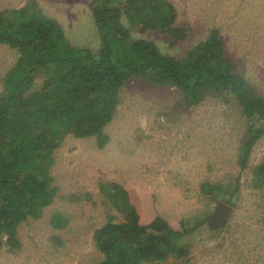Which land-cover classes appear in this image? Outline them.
I'll return each mask as SVG.
<instances>
[{"label":"rangeland","instance_id":"374dc122","mask_svg":"<svg viewBox=\"0 0 264 264\" xmlns=\"http://www.w3.org/2000/svg\"><path fill=\"white\" fill-rule=\"evenodd\" d=\"M91 1L38 0L73 44L96 50L99 38ZM170 1L178 10L177 23L188 29L184 40L172 45V38L159 30L134 31V36L150 38L163 52L181 56L218 29L227 56L264 94V0ZM26 2L0 0V9ZM18 55L16 49L0 45V90ZM120 98L105 128L110 140L103 149L95 137L69 135L56 151L52 174L58 194L41 218L21 223L18 245L0 236V264H96L103 255L94 231L110 215L123 220L101 192L102 182H118L129 191L142 223L161 215L177 226L183 219L210 216L220 201L226 202L228 194L222 191L216 200L205 183L222 184L227 190L237 178L240 187L230 199L232 214L222 231H193L188 238L195 242L191 255L186 260L172 257L165 264H264V189L252 187L250 172L264 161V135L243 168L239 146L245 118L238 102L208 96L187 107L176 87L141 78L129 80ZM54 213L68 218L65 228L52 226Z\"/></svg>","mask_w":264,"mask_h":264},{"label":"trees","instance_id":"16d2710c","mask_svg":"<svg viewBox=\"0 0 264 264\" xmlns=\"http://www.w3.org/2000/svg\"><path fill=\"white\" fill-rule=\"evenodd\" d=\"M90 7L99 38L96 50L73 44L63 25L38 0L0 9V45L19 54L0 90V236H7L12 246L18 245L21 223L41 218L58 194L52 174L56 151L69 135L95 137L98 149H103L110 140L105 128L114 119L121 90L133 78L176 87L187 107L208 96L235 99L245 118L239 146L243 168L249 165L255 142L264 135V94L227 56L218 29L181 56H173L154 40L134 36V31L159 30L172 38V45L184 40L188 29L177 23L178 10L172 1L92 0ZM250 172L252 187L264 189V161L251 166ZM204 187L216 200L222 191L228 194L230 204L240 180L227 190L208 182ZM100 190L123 220L110 215L94 231L93 240L103 255L96 264L186 260L195 245L188 240L193 231H222L210 227L208 215L183 219L177 226L161 215L142 223L122 184L102 182ZM50 222L62 229L68 218L54 213Z\"/></svg>","mask_w":264,"mask_h":264},{"label":"water","instance_id":"95a60500","mask_svg":"<svg viewBox=\"0 0 264 264\" xmlns=\"http://www.w3.org/2000/svg\"><path fill=\"white\" fill-rule=\"evenodd\" d=\"M232 214V206L220 201L214 212L208 216L207 221L212 229L223 228L227 225Z\"/></svg>","mask_w":264,"mask_h":264}]
</instances>
